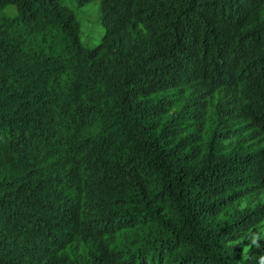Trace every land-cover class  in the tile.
Segmentation results:
<instances>
[{"label":"trees","instance_id":"1","mask_svg":"<svg viewBox=\"0 0 264 264\" xmlns=\"http://www.w3.org/2000/svg\"><path fill=\"white\" fill-rule=\"evenodd\" d=\"M98 1L0 0V264H264V0Z\"/></svg>","mask_w":264,"mask_h":264},{"label":"rangeland","instance_id":"2","mask_svg":"<svg viewBox=\"0 0 264 264\" xmlns=\"http://www.w3.org/2000/svg\"><path fill=\"white\" fill-rule=\"evenodd\" d=\"M61 2L68 6L75 14L76 19L80 23V39L81 42L92 48L98 44L104 35L105 29L99 20V1L93 0L84 5H78L76 0H61ZM7 15H15L16 10L14 7L3 9ZM65 44L61 35L49 36L46 41L42 36L34 38L32 48L42 49L45 52H51L53 55L63 54ZM28 48V46H27ZM264 200V193L260 195ZM251 199H245L240 203V206L251 205ZM264 238V221L260 223L254 230L248 231L240 239L242 243V252L246 256L250 253Z\"/></svg>","mask_w":264,"mask_h":264}]
</instances>
